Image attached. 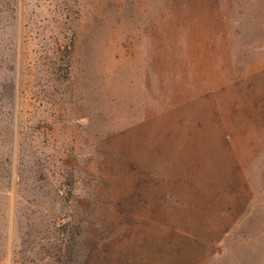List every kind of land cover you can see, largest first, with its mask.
<instances>
[{
	"label": "rangeland",
	"instance_id": "rangeland-1",
	"mask_svg": "<svg viewBox=\"0 0 264 264\" xmlns=\"http://www.w3.org/2000/svg\"><path fill=\"white\" fill-rule=\"evenodd\" d=\"M263 64L264 0H0V264H253Z\"/></svg>",
	"mask_w": 264,
	"mask_h": 264
},
{
	"label": "crops",
	"instance_id": "crops-1",
	"mask_svg": "<svg viewBox=\"0 0 264 264\" xmlns=\"http://www.w3.org/2000/svg\"><path fill=\"white\" fill-rule=\"evenodd\" d=\"M259 72L264 73V64L259 68ZM249 160L247 155L238 159L242 164L233 166L230 174L227 175L223 181L230 184L227 188L233 193L235 198L234 206L230 213L237 216V218L238 216L240 218L245 216L242 220L248 219V216H250V219H254L252 223L245 222V220L235 223L236 226H234V229H238L239 227H242L243 230H245V228H250L249 238L256 243L255 248L249 247V253L255 256L252 262L253 264H264V217L255 220V215L258 214V208L252 206V201L260 192H258L253 185L257 181L256 169H254L252 165H248V163L251 162ZM247 161L249 162L247 163ZM252 215H254V217Z\"/></svg>",
	"mask_w": 264,
	"mask_h": 264
}]
</instances>
